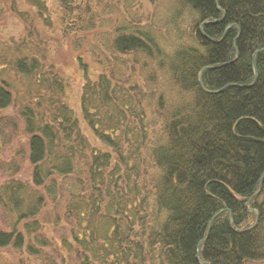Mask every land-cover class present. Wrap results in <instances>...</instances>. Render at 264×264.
Instances as JSON below:
<instances>
[{"label": "trees", "instance_id": "trees-1", "mask_svg": "<svg viewBox=\"0 0 264 264\" xmlns=\"http://www.w3.org/2000/svg\"><path fill=\"white\" fill-rule=\"evenodd\" d=\"M56 1L61 31L92 29L88 0ZM26 2L48 12L43 0ZM9 6L16 12L15 1ZM176 9L164 24L171 36L124 23L102 39L112 58L157 60L139 76L134 57L133 71L125 73L123 61L95 85L86 81L81 116L104 148L87 152L74 109L58 98L60 82L48 79L25 39L5 62L36 79L50 98L41 92L16 110L0 62V136L8 141L18 116L30 166L28 175L0 181V221L9 226L0 228V248L32 260L21 255L22 264H201L197 248L209 264L264 257V0H178ZM182 12L187 19L179 23ZM136 99L152 117L139 112ZM260 183L250 202L257 224L236 232L256 220L245 202ZM60 195L64 209L49 223L59 231L71 227L49 242L39 217Z\"/></svg>", "mask_w": 264, "mask_h": 264}, {"label": "rangeland", "instance_id": "rangeland-1", "mask_svg": "<svg viewBox=\"0 0 264 264\" xmlns=\"http://www.w3.org/2000/svg\"><path fill=\"white\" fill-rule=\"evenodd\" d=\"M10 1H15V5H17L16 12L10 9ZM43 1L48 12L35 10L26 0H0V62L5 64L7 81L14 93L16 110L23 105H31V102L39 97L41 92H43L42 95L47 94L46 97L49 96L50 98V94L40 84L35 82L36 79H33L31 76L25 77L24 75L17 74L5 62H9L13 58L15 55V50L13 49L17 46L19 47L21 41L25 39L27 42L25 45L28 46L29 52L33 51V54L37 56L39 64L43 66L42 71L49 77L48 79L57 78L60 82L58 88L56 87L58 98L67 106L74 109L75 115L78 118V127L86 136L90 146L86 149L88 150L87 152L90 149L93 150L94 147L100 146L104 148L81 116V96L86 81L88 80L89 83L95 85L101 73L108 74L107 71L110 66L124 64L123 61L127 63L126 66H123L125 73L135 70V76H139V72L141 74L142 72L146 73L147 69H151L154 66L157 67V60L151 61L150 59H143L140 56L133 55L112 58L110 52L104 50L106 47L103 46L102 39H104L106 34L107 37L111 35L119 24L124 23L139 28H156L157 31L159 30L160 36H171L169 27L164 24L166 23L167 25L168 15H172L177 10L178 0H88V12L85 14L92 20L90 26L92 29H87L86 25H83L82 30H86L87 32L78 30L69 34L66 31H61L59 27L64 13L57 1ZM19 13L23 14V16L19 17ZM185 17H187V14L182 12L179 23L181 20L187 19ZM182 26L186 28L188 21L185 20ZM133 58L136 68L128 70L132 68L133 64L131 62L134 61ZM79 61L82 65H80ZM161 80L162 78L158 77L156 81L160 89H165ZM126 86L128 84H125ZM136 90L143 91L142 87ZM139 96L141 97L142 94L140 93ZM133 101H135L136 105L139 104V112H144L147 118L152 117V109L148 110L147 107H144L145 103L143 100L138 101L136 99ZM17 119L19 117L17 116L16 118L15 116L14 122L17 123L18 127L10 137L11 142H8L10 138L8 141H5L6 135L0 136V181L10 177H18L19 175L26 176L30 172V166L24 160L27 155L25 158V155H23L24 147L26 149L25 138L27 139L28 135L24 132L22 121ZM128 120L134 124L131 117H128ZM21 148L23 152L21 150L18 153ZM114 157L115 155H112V159ZM2 160L4 161L2 162ZM6 162H15L20 172L14 165L10 169V165H6ZM65 197V195H60L54 203L49 201L50 205L41 211L39 219L42 220L41 222L44 226L42 232L46 235L44 237L50 240L49 242H51L52 237L55 235L59 238L62 232L67 235L69 233L68 228L71 227L69 223L64 228H61L60 231L52 228V225L49 223L51 215L55 216L58 213H62L65 206ZM55 222L53 223L55 224ZM59 224L61 225L63 222ZM0 228L9 229V226L7 223L3 224L0 221ZM18 229H21L19 225ZM21 255V253L9 247L0 248V264H22L23 259ZM22 256L27 261H32L26 254ZM33 263L38 264L36 261ZM248 264H264V257L259 260L249 261Z\"/></svg>", "mask_w": 264, "mask_h": 264}, {"label": "bare ground", "instance_id": "bare-ground-1", "mask_svg": "<svg viewBox=\"0 0 264 264\" xmlns=\"http://www.w3.org/2000/svg\"><path fill=\"white\" fill-rule=\"evenodd\" d=\"M217 3V2H216ZM217 8L219 9V7L217 6ZM224 17V16H223ZM223 17H221V18H219L218 19V21L220 22V21H222L223 20ZM205 21H207V20H205ZM205 21H203V23L201 24V32H202V34H203V31H202V26L204 25V22ZM225 32H226V30L223 32V35H222V37H224V35H225ZM221 37V38H222ZM211 39V38H210ZM255 68H254V66H253V72H254V75L256 74V72H255V70H254ZM199 78H201V75H200V77ZM261 185H262V183H260V187H259V189L252 195V196H250L247 200H246V202H245V206H246V208H247V210L248 211H251V210H249V208H250V202H251V200H252V198L253 197H255V196H257L259 193H260V191H261ZM246 203L248 204V205H246ZM250 209H253V208H250ZM254 210H256V209H254ZM257 211V210H256ZM252 212V211H251ZM253 213V212H252ZM254 214V213H253ZM255 215V214H254ZM217 216V215H216ZM230 217V216H229ZM213 218H214V216H213ZM255 218H256V216H255ZM258 218V217H257ZM232 221V220H231ZM236 230H239V231H243L244 229H236ZM235 230V231H236ZM206 239V238H205ZM198 249L199 248H197V251H196V259H197V256H198V258H199V251H198ZM198 260V259H197ZM199 260L200 261H203V260H201L200 258H199ZM199 263H201V262H199ZM201 264H209V263H206V262H204L203 261V263H201Z\"/></svg>", "mask_w": 264, "mask_h": 264}, {"label": "water", "instance_id": "water-1", "mask_svg": "<svg viewBox=\"0 0 264 264\" xmlns=\"http://www.w3.org/2000/svg\"><path fill=\"white\" fill-rule=\"evenodd\" d=\"M206 23H208V21H205V22H204V24H206ZM199 29L201 30V27H199ZM253 66H254V65H253ZM204 69H205V68H203V69L201 70V72H202ZM254 70H255V69H254ZM255 78H256V74H255ZM254 81H255V79H254ZM254 81H253V82H254ZM199 83H200L201 87L203 88V86H202V84H201V78H199ZM263 175H264V174H263ZM263 175H262V176H263ZM246 205H248V204L246 203ZM249 210H251V211L255 214V216H256V221L253 223L252 226L248 227L247 229H245V230H243V231L251 230V229H253V228L256 226V224H257L258 212H257L256 210H254V209H250V208H249ZM212 219H213V218H212ZM212 219H211V220H212ZM231 220H232V217L230 216V217H229V221L231 222ZM243 231L236 230V232H243ZM197 259H198L199 262L203 263V261H200V260H199L198 256H197Z\"/></svg>", "mask_w": 264, "mask_h": 264}]
</instances>
